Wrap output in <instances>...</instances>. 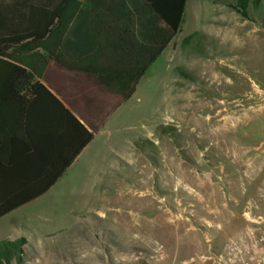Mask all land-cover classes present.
<instances>
[{"label":"rangeland","instance_id":"obj_1","mask_svg":"<svg viewBox=\"0 0 264 264\" xmlns=\"http://www.w3.org/2000/svg\"><path fill=\"white\" fill-rule=\"evenodd\" d=\"M235 2L187 0L108 145L28 220L44 257L215 264L232 243L264 249V0L247 19Z\"/></svg>","mask_w":264,"mask_h":264},{"label":"trees","instance_id":"obj_2","mask_svg":"<svg viewBox=\"0 0 264 264\" xmlns=\"http://www.w3.org/2000/svg\"><path fill=\"white\" fill-rule=\"evenodd\" d=\"M230 8L248 18L250 0H235ZM253 6L259 0H251ZM187 0H0V101H8L12 113L20 114L29 101L56 99L30 73L19 65V57L37 50L50 57L77 60L84 70L98 68V78L116 88L124 103L140 79L158 60L167 41L181 27ZM94 5L99 9L94 10ZM73 20L72 30H67ZM82 21L85 24H80ZM69 35V37H67ZM64 37L63 40L62 37ZM8 56L9 59H4ZM114 81V82H113ZM120 82V83H119ZM118 83V85H117ZM126 84L129 86L126 89ZM84 134L81 147L91 140ZM65 163L54 180L70 166ZM25 203L10 204L0 210V218ZM23 241L0 243V264L22 257Z\"/></svg>","mask_w":264,"mask_h":264},{"label":"crops","instance_id":"obj_3","mask_svg":"<svg viewBox=\"0 0 264 264\" xmlns=\"http://www.w3.org/2000/svg\"><path fill=\"white\" fill-rule=\"evenodd\" d=\"M98 9L99 6L94 5V10ZM67 24V30H72L69 27L73 20ZM62 53L64 57L58 58L57 52L50 57L37 50L19 57V65L57 100L56 103L29 101L32 105H25L17 115L12 113L8 101H0V210L10 204L25 203L0 218V243L23 241L24 253L19 262L10 259L9 264H59L50 254L44 257L43 252H38L48 247L42 242L40 231L27 222L39 218L37 211L41 203L57 200L61 185L76 165L108 145L102 139L105 131L116 127L140 82L122 103L116 92V88L123 89L122 83L119 82L121 88L112 86V82L108 85L105 76L100 83L99 67L84 70L77 60L69 59V51ZM3 58L9 59L8 56ZM85 132L93 138L75 158L74 152L81 147ZM69 160L72 161L70 166L54 180ZM17 220H21V226ZM27 233L34 236L35 243L26 237ZM28 249L34 254H27Z\"/></svg>","mask_w":264,"mask_h":264},{"label":"built area","instance_id":"obj_4","mask_svg":"<svg viewBox=\"0 0 264 264\" xmlns=\"http://www.w3.org/2000/svg\"><path fill=\"white\" fill-rule=\"evenodd\" d=\"M227 257L216 256L215 264H264V249L247 244L232 243L227 250Z\"/></svg>","mask_w":264,"mask_h":264},{"label":"bare ground","instance_id":"obj_5","mask_svg":"<svg viewBox=\"0 0 264 264\" xmlns=\"http://www.w3.org/2000/svg\"><path fill=\"white\" fill-rule=\"evenodd\" d=\"M218 109V108H217ZM220 113V112H219Z\"/></svg>","mask_w":264,"mask_h":264}]
</instances>
